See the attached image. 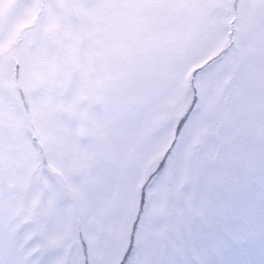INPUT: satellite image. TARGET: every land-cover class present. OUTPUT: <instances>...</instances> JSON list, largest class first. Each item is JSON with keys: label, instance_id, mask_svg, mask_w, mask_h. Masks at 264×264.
Masks as SVG:
<instances>
[{"label": "snow or ice", "instance_id": "snow-or-ice-1", "mask_svg": "<svg viewBox=\"0 0 264 264\" xmlns=\"http://www.w3.org/2000/svg\"><path fill=\"white\" fill-rule=\"evenodd\" d=\"M0 264H264V0H0Z\"/></svg>", "mask_w": 264, "mask_h": 264}]
</instances>
